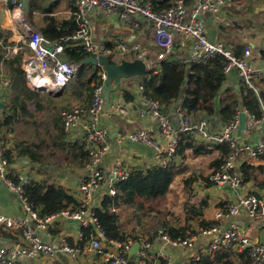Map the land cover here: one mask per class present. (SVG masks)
Returning <instances> with one entry per match:
<instances>
[{
    "label": "built area",
    "instance_id": "obj_1",
    "mask_svg": "<svg viewBox=\"0 0 264 264\" xmlns=\"http://www.w3.org/2000/svg\"><path fill=\"white\" fill-rule=\"evenodd\" d=\"M197 6L187 13L184 0H176L171 8L162 12L153 10L150 2L145 0H74L75 29L64 36L59 42L51 43L39 31L25 22L24 4L18 0H11L13 9L10 14L15 26L20 30L19 40L16 44L0 41V56L8 59L22 53L21 70L23 80L27 86L34 91L43 87L46 91L58 92L66 88L68 83L74 79L79 65L65 59L66 49H79L87 54V58H98L102 55L108 59L114 56V52L105 44L99 43L91 32L90 16L93 12L111 14L120 11V19L134 28H137L140 20L150 23L155 32L156 45L160 52L154 61L148 59V52L137 44L118 45L121 54L132 53L135 58L143 60L147 69L152 65V71L158 73L161 62L168 58L173 47V38L176 34L182 35L191 41V63H203L204 61L222 56L228 60V66L224 73L228 74L231 68H235L242 86L246 90H252L258 95L255 80L264 74V67L257 69L249 66L246 58L250 56V50L245 48L241 59L235 58L232 52L221 43H213L207 39L203 25L199 19L201 12L217 13L227 0H196ZM51 48L52 51H49ZM23 50H26L25 52ZM1 66V65H0ZM101 83L97 85L91 95V101L86 111L74 109L60 113L62 130L65 136L81 138V145L89 156L86 169L88 175L78 186L75 198V208L62 209L61 211L41 217L28 205L25 190L23 188L29 179L20 176L19 182L15 183L10 177L11 163L7 152L10 148L8 139L10 132L0 127V184L8 191L15 193L23 204L26 216L23 219L10 218L0 215V230L12 231L21 237L22 243L13 247L0 248V264H18L24 259H36L39 257L54 259L57 254H66L72 258L80 256H95L101 258L97 264H170V260L161 248H157L156 241L173 249L192 248L198 235L207 236L215 232L218 222L226 216H233L239 209L246 212L251 219L264 218V201L254 195L244 196L237 204L227 208L224 213L220 208L215 212V223L208 227H199L197 234L190 232L184 239L171 237L164 231L158 230L150 239L144 234L134 233L122 242L107 240L104 231L100 228L94 215L92 205L94 194L104 183V172L102 169V157L109 146L108 130L102 124L104 113L103 89L105 74L101 70ZM11 88L10 80L0 69V101L2 96L9 95ZM44 90V91H45ZM144 111L158 123V137L164 140L162 146L150 130L140 129L123 135L132 143L142 144L156 152V159L162 156L164 160L160 166H167L174 162L173 154L176 150L180 136L190 134L200 144L210 146H226L229 154L221 169L210 177L213 186L236 190L242 188L243 176L241 165L248 159L264 158V133L256 142H243L237 137L239 127V114L244 112L246 116V127L244 132L255 128L258 124H264V109L262 104L261 114L256 117L249 114L245 108H236V114L224 124L222 129L211 128L210 117L204 114L197 115L196 111H185L178 107L174 116L162 114L157 102L144 99L141 95L142 86H138ZM1 109V108H0ZM114 110L126 113L125 107L114 106ZM1 122V114H0ZM81 128V129H79ZM76 132V133H75ZM172 159V160H171ZM127 171L116 167L111 175L110 181L105 187V193L113 196L114 184L126 179ZM205 206L201 207L204 215ZM67 219L79 224L80 233L77 240L70 244L65 237H60L54 242L43 239L41 232H46L54 223ZM33 223L35 228L30 227ZM92 225L95 227L96 235L81 245L83 240L81 229ZM138 245L135 253L131 254L134 245ZM236 247L245 250L250 258V264H264V243L252 244L249 237L237 225L232 224L221 232L208 245V252L213 253L219 248ZM111 248H115L113 252Z\"/></svg>",
    "mask_w": 264,
    "mask_h": 264
},
{
    "label": "trees",
    "instance_id": "obj_2",
    "mask_svg": "<svg viewBox=\"0 0 264 264\" xmlns=\"http://www.w3.org/2000/svg\"><path fill=\"white\" fill-rule=\"evenodd\" d=\"M52 1L27 0L28 15H30L27 21L34 25L31 22V15L42 13L44 16L40 22L43 25L38 27L37 31H40L51 43H56L75 29L73 15L75 4L74 0H71L72 16L60 21L57 17L50 15L53 12ZM145 1L152 4L154 11L162 12L171 8L176 0ZM6 35L7 32L0 29V41L6 43L8 39ZM107 47L111 49L110 46ZM65 51V59L78 65L87 57V54L76 48ZM243 51L231 52L235 58L241 59ZM21 60L22 53H18L16 56L7 59L5 63L7 74L11 79V88L9 99L0 111V127L12 132L16 125L24 123L27 127L26 131H28L27 134L22 133L21 139H16L13 142V147L8 150L9 162L13 164L14 157L25 158L29 160L30 164H37L41 171L47 169L48 166L52 169V165L61 160L68 166L84 169L89 161L87 152L80 143H66L65 134L62 130L60 113L74 109L70 105L71 92L69 87L64 89L60 98H53L43 92L31 91L22 80ZM110 62L114 63L111 60ZM227 66L228 60L222 56H216L203 63L176 61L167 58L161 62V69L158 73L150 70L144 78H141V95L144 99L157 102L160 106V112L172 117L178 107L188 112L194 110L197 115L204 114L207 117H212L218 112L223 124H226L236 114L238 107H243L249 114L259 117L262 112L260 103L264 109V74L255 80V86L259 91L258 95L241 86L239 95L224 91L219 100V106L217 105L219 93L227 78V74L224 73ZM100 74V68L92 66H79L78 68L72 83L76 84L77 92H75L74 97H76L77 104L83 109L88 108L93 89L101 83ZM123 99L126 103H136L133 92L124 91ZM179 100L180 104L177 105ZM29 106H33L34 109L29 110ZM35 114L38 115V119H35ZM228 154L229 149L226 146L200 144L195 141L192 135L183 134L180 136L173 154L174 162L168 163L165 167L156 165L146 169L128 171L126 179L114 184V195L110 196L105 193L100 206L94 208V215L105 233V238L122 242L134 237L132 232H127L125 229L129 223L128 215L125 216L127 209H132L131 213L132 216L136 217L137 225H142V217L145 218L152 213L153 217L156 218L160 212L157 206H153V202L165 199L177 175L185 171V167L182 168V166L190 159L198 157L206 160L207 174L200 173L198 176L190 174L188 178L186 177L187 179L182 177L183 192L186 198L182 208L179 207L181 214H178V209L174 211L176 214L171 215L170 220L156 218L145 231L149 232L161 228L158 230L166 232L171 239H184L189 236L196 225L206 227L211 225V223L202 220L200 206L203 202L195 201L196 196L192 186L200 177L204 182V188L212 187L210 177L221 169ZM178 161L180 164L177 166ZM189 169L193 168L190 167ZM10 170L11 179L18 183L21 175L12 167ZM240 170L243 176V184L252 182L258 187H264V177L260 179L258 177L264 173L263 166L243 163ZM192 171L194 172V170ZM23 188L28 205L41 217L77 206L76 198L54 181L50 182L47 179L37 182L29 180ZM258 198L264 200V196L263 198L258 196ZM137 199L145 203L144 210L136 204ZM219 207L224 213L227 212L225 204H221ZM172 219L173 222H171ZM158 230L150 234V241H152L153 234ZM81 233L83 240L79 243L83 245L91 235H96V230L94 226L89 225L82 228ZM52 234L55 235L53 230ZM143 234L146 235L144 232ZM69 242L71 244V240ZM226 257L229 258V254L217 255L215 260L211 261L207 255L199 260L191 261V264H216ZM245 257V255H240V258ZM244 263L250 264L249 256Z\"/></svg>",
    "mask_w": 264,
    "mask_h": 264
},
{
    "label": "crops",
    "instance_id": "obj_3",
    "mask_svg": "<svg viewBox=\"0 0 264 264\" xmlns=\"http://www.w3.org/2000/svg\"><path fill=\"white\" fill-rule=\"evenodd\" d=\"M18 1L24 4L23 14L25 22L31 25L35 30H38V27L43 25L40 20L44 15L42 13L31 15V22L34 25L30 24V22L27 21L28 17H30V15H28V7L26 5L27 0ZM70 2L71 0H53V12H51L50 15L57 17L60 21L69 19L72 16ZM184 2L188 14H190L197 6L196 0H184ZM12 9L13 5L11 0H0V29L7 32V42L15 45L19 40L20 30L15 26L11 17L10 12ZM199 19L203 25L205 35L208 40L213 43H221L230 51L239 50L242 52L243 49L248 48L250 50V56L246 58L247 64L257 69L264 67V0H227L226 4L222 6L217 13L201 12ZM90 22L91 32L96 41L110 46L114 55L116 53L118 54L119 59L122 57L120 56L121 53L118 48V45L120 44L139 45L148 52V59L150 61H154L160 52L156 45L153 27L145 20L141 19L137 28H134L132 25L124 23L120 19V11L116 10L111 14L93 12L90 16ZM190 53L191 41L185 39L180 34H176L173 38V47L168 54V59L176 61L184 60L189 62ZM127 55L131 56V60L135 58L132 53H127ZM6 60L7 59H4L3 56H0V69L2 68L11 84V79L9 78L7 74L8 71L5 68ZM151 69L152 65L149 66L148 72ZM226 77V81L217 99V105L219 104V100L222 98L224 91L230 94L239 95L238 93L240 92L242 86L235 68H231ZM73 80H71L66 86L67 88L69 87L68 89L71 92L70 105L74 107V109H82L86 111V109H83L82 106L77 104L76 97H74L75 92L77 91L75 87L76 84L72 83ZM141 80L136 84H133L130 81H126L123 85L120 83V91H117L110 96L112 111L110 113L105 112V115L102 118V124L108 130L109 136V146L102 157V169L105 180L100 189L94 194L92 201V205L94 207L100 206V202L105 195V187L110 181L111 175L116 167L122 169V171L128 172L134 169L139 170L156 165L159 166L164 160L163 156L159 158V160L156 159V152L154 150L147 148L142 144L132 143L123 137V135L132 131L145 129L150 130L162 146L165 144L164 140L158 137V128H156L155 131L152 130V126L156 121L151 118V115L148 112L144 111L142 106L141 97L138 93V86L141 85ZM63 91L64 90H62L58 96H54V94H49L45 91L38 92H43L53 98H60ZM124 91L133 92L135 94L136 103L132 104L124 102ZM49 92L57 93L53 91ZM8 96H2L3 102L0 101V103L3 106L0 111L5 106ZM117 105L125 107L126 113L114 110L113 107ZM210 123L211 128L214 130L222 129L224 126L218 112L210 117ZM263 133L264 124H258L254 129L248 132L239 133L238 131L237 137L243 142H256L259 137L263 135ZM77 134L78 133L75 134V137H69V135L65 136L66 143L81 144V138L78 137ZM10 138H12L11 134ZM8 141L10 150L13 147V141L10 139H8ZM12 163L11 167L19 175L36 182L44 179H47L50 182L54 181L57 185L65 188V190L74 197L75 193H77L79 184L88 175L86 166L84 169H78L66 165L61 160L57 164H53L52 169L48 166L47 169L41 171L39 170V166L37 164H30L29 160L25 158L14 157ZM244 163L252 166L264 167V159L260 157L248 159ZM199 167L200 166H193L191 173L192 170H194L195 176H198L199 174L197 173L199 172ZM182 168L184 167L182 166ZM185 175H187L186 170L183 172L181 179L182 177L186 178L187 176ZM258 177L259 179L264 177V173ZM192 188L195 191V201H202V206H205V212L204 215H202V220L211 224L215 223V212L220 208L219 206L221 204H225L226 208H228L233 204H237L239 199L244 196L254 195L257 198L258 196L261 198L264 196V187H258L252 182L244 184L242 188L236 190L219 188L216 186L204 188V182L200 177H198V180L193 184ZM178 214H181L180 209L178 210ZM0 215L18 219H23L26 216L25 209L19 197L15 193L8 191L1 184ZM232 224L241 228V230L249 237L252 244L264 243V218L251 219L247 216L244 210L239 209L237 214L221 218L215 232L207 236L198 235L192 248L190 249H173L162 244L161 241H156L155 245L157 248H161L164 251L165 255L170 260V264H191V261L199 260L201 257L207 255L210 257L209 260L214 261L217 255L222 256L226 254H229L230 257L222 258L220 262L216 264H245L244 261L248 259L247 251L245 250H238L236 247L219 248L213 253H210L207 250L209 243ZM30 227L32 229L35 228L33 223H30ZM199 227L206 226L196 225L194 230L191 232L197 234ZM134 229H136V226ZM52 230L55 232L54 236L52 234ZM79 233L80 227L78 223L62 219L54 223L46 232H41L40 234L43 239L48 242H54L60 237H65L68 240H71V244H73L75 240H77ZM135 233L140 234L141 231L137 229ZM132 234L134 235V233ZM146 236L149 238L150 234H146ZM21 243V237H19L16 233L0 230V248L13 247ZM114 250L115 248L110 249L111 252ZM240 255H245L247 258H240ZM68 256L69 255L66 254H57L55 256L56 258L52 259L53 261L43 257L32 260L24 259L18 264H97L101 259L100 257L97 258L95 256L88 255L73 258L74 260H71L69 258L70 256Z\"/></svg>",
    "mask_w": 264,
    "mask_h": 264
},
{
    "label": "rangeland",
    "instance_id": "obj_4",
    "mask_svg": "<svg viewBox=\"0 0 264 264\" xmlns=\"http://www.w3.org/2000/svg\"><path fill=\"white\" fill-rule=\"evenodd\" d=\"M27 5V3H26ZM120 56H122L121 58H124V59H129L131 60V56L127 55V54H120ZM112 61L113 62H118L119 61V56L118 54L116 53L112 58ZM141 78H144V77H132V78H129V79H126V80H122L121 81V85H123L126 81H130L132 82L133 84H136L138 81L141 80ZM121 87V86H120ZM120 91V88L119 90ZM47 92V91H45ZM9 99V98H8ZM7 103V102H6ZM29 110H32L34 109L33 106H29L28 107ZM35 119H38V115L35 114L34 115ZM31 121V120H30ZM31 128V126H30ZM27 127L24 123H21V124H18L15 126V130L14 131H8L10 132L9 134L12 135V138H9L11 141H15L16 139L20 140L21 137H22V133H25L27 134L28 131H26ZM38 129H40V127H38ZM6 130V129H5ZM179 161L176 163V165H179ZM193 166H200L199 168V172L197 174H207V167H206V160L205 159H202L200 157L198 158H194V159H190V161H187V163H185V165L183 167H185V170H186V173L187 175V178H188V175H195V173L192 171L191 173V169H189L190 167L193 168ZM183 175V173L177 175V178L176 180L174 181V183L172 184L171 186V190L170 192L168 193V195L166 196L165 199L163 200H157L155 202H153V206H157V209L159 210V214L156 218H162L163 220H170L171 219V215L173 214H176L174 211L178 210L179 207L182 208V205L184 204L185 202V198L186 196L184 195V192H183V181L181 179V176ZM186 178V179H187ZM136 204H138L143 210L145 208V203H143L141 200L137 199L136 200ZM132 209H127L126 210V215H128V220H129V223L127 224V226L125 227V229L127 230V232H132V233H135L137 229H139L141 231L140 234H143L146 233V234H151L153 232H155L156 230L158 229H161V228H158L156 230H153V231H149V232H146L145 230H148L150 224H152L156 218L152 216H146L145 218L142 217V220H141V223L142 225H137L136 224V217L132 216ZM150 219V220H149ZM126 220V219H125ZM173 221V219L171 220ZM136 226V229H134L132 231V228L134 227L135 228ZM12 232V231H10ZM69 257V256H68ZM56 258V257H55ZM71 260H74L73 258L69 257ZM50 261H53L52 259H48Z\"/></svg>",
    "mask_w": 264,
    "mask_h": 264
},
{
    "label": "water",
    "instance_id": "obj_5",
    "mask_svg": "<svg viewBox=\"0 0 264 264\" xmlns=\"http://www.w3.org/2000/svg\"><path fill=\"white\" fill-rule=\"evenodd\" d=\"M49 51H52L51 48H48ZM112 61V60H111ZM79 66H92L96 68H100L105 74V82L103 89V99H104V113H110L111 103L110 96L111 94L118 91L120 83L122 80H126L132 77H145L148 74V69L146 63L138 58H134L132 60H127L124 58L119 59L118 62L111 63L110 60L102 55L97 59L86 57L83 59ZM43 87L38 88V91H44ZM46 91V90H45ZM49 94H54V96H58L62 91L57 93H52L47 91ZM180 104V100L177 102V105ZM2 104L0 103V108H2ZM158 126V123L155 122L152 126V130L155 131ZM246 127V116L244 112H240L239 114V133L245 131ZM138 245H134L131 249V254L135 253Z\"/></svg>",
    "mask_w": 264,
    "mask_h": 264
}]
</instances>
